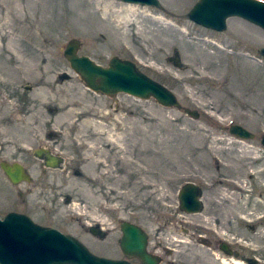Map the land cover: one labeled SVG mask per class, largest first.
<instances>
[{
	"label": "rangeland",
	"instance_id": "rangeland-1",
	"mask_svg": "<svg viewBox=\"0 0 264 264\" xmlns=\"http://www.w3.org/2000/svg\"><path fill=\"white\" fill-rule=\"evenodd\" d=\"M159 1L130 14L116 0H0V217L26 214L107 258L129 222L162 242L166 261L205 264V211H182L179 193L197 184L204 203L208 171L220 166L247 188L254 164L264 168V30L232 18L215 32L189 19L198 0ZM52 8L78 14V32L56 31ZM72 40L104 68L134 62L200 118L90 90L65 57ZM234 124L256 139L229 136ZM45 148L59 167H42ZM1 163L27 167L31 184L13 185ZM99 226L105 240L92 233Z\"/></svg>",
	"mask_w": 264,
	"mask_h": 264
},
{
	"label": "water",
	"instance_id": "water-1",
	"mask_svg": "<svg viewBox=\"0 0 264 264\" xmlns=\"http://www.w3.org/2000/svg\"><path fill=\"white\" fill-rule=\"evenodd\" d=\"M124 3L162 9L159 0H116ZM232 18L245 20L264 30V1L261 0H198L189 13V19L197 25L215 32H224ZM80 42L72 40L67 45L65 57L71 69L78 74L87 87L106 96L127 94L132 97L155 99L166 108L183 110L192 119H199L196 110L183 108L178 97L166 86L144 74L132 61L114 57L109 67L104 68L89 57L78 56ZM264 57V49L261 51ZM230 133L242 140H253L254 134L240 125L230 127ZM264 146V136L262 138ZM51 168H57L60 161L51 157ZM1 168L13 184L28 181L25 169L20 164L1 163ZM202 191L194 183L186 184L180 191L181 210L188 214L203 210ZM121 247L126 255H138L146 264H156V260L146 252V233L132 223L122 222ZM96 235V229H92ZM0 264H129L114 261L93 254L82 242L71 235L36 224L28 216L10 213L0 218Z\"/></svg>",
	"mask_w": 264,
	"mask_h": 264
},
{
	"label": "flooded vegetation",
	"instance_id": "flooded-vegetation-1",
	"mask_svg": "<svg viewBox=\"0 0 264 264\" xmlns=\"http://www.w3.org/2000/svg\"><path fill=\"white\" fill-rule=\"evenodd\" d=\"M229 136L235 137L231 133ZM235 139L239 142L244 141L236 137ZM260 144L262 145V138ZM35 155L40 159L44 169L50 168L48 164L52 161L51 157L58 159L52 156L46 148L37 150ZM22 166L29 180L13 184L7 177L13 185L31 184L32 182L30 170ZM254 166L260 167L257 171L258 175L249 181L250 185L247 188L239 186L240 182L237 179H230L220 166L208 171L204 203L201 189V200L205 211V235L203 240H199L203 242L205 264H264V168L260 163ZM10 213L0 218H5ZM99 228L96 230L99 238L105 240L107 233L104 232V228L100 226ZM144 232L146 233V252L156 260V264H173L171 260H165L168 251L162 242L150 236L146 231ZM120 233L117 241L120 253L117 257L108 259L129 264H146L138 255L128 256L123 252L121 247L123 233L122 231Z\"/></svg>",
	"mask_w": 264,
	"mask_h": 264
},
{
	"label": "bare ground",
	"instance_id": "bare-ground-1",
	"mask_svg": "<svg viewBox=\"0 0 264 264\" xmlns=\"http://www.w3.org/2000/svg\"><path fill=\"white\" fill-rule=\"evenodd\" d=\"M133 5H137L134 3H127V6L124 7V12L130 13V14H135L137 11L136 7H134ZM143 6V5H141ZM52 17L54 18V20L57 22V26L59 27H55L56 31H59V33L62 32H69V34L71 33H77L78 32V25L80 23H82V18L78 15V14H72L71 16H69V18H61L60 16H58V13H56V9L52 8ZM160 20H163V18H159ZM116 25V24H115ZM116 26L120 27L119 24H117ZM58 28V29H57ZM116 30V28H115ZM84 37H86L87 39L90 38H94L95 37V33L93 32H88L86 34H84ZM56 111L57 108L55 107ZM67 115V114H65ZM62 117H64V114L62 115Z\"/></svg>",
	"mask_w": 264,
	"mask_h": 264
}]
</instances>
